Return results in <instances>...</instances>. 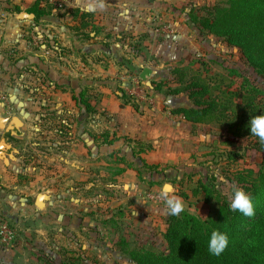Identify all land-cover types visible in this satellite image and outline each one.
<instances>
[{
	"label": "crops",
	"instance_id": "1",
	"mask_svg": "<svg viewBox=\"0 0 264 264\" xmlns=\"http://www.w3.org/2000/svg\"><path fill=\"white\" fill-rule=\"evenodd\" d=\"M24 1L0 0V92L7 96L0 101V199L39 184L36 191L48 197L44 206L50 190L69 191L73 201L78 182L96 181L89 179L96 165H110L106 169L112 173L99 172L114 179L134 177L139 159L156 166L162 159H186L189 145L198 147L200 140L188 127L200 123L172 112L192 106L186 93L156 89L155 100L162 104L137 109L116 91L121 82L127 88L133 76L141 79L145 68L151 70L150 78L171 79V69L179 64L173 63L184 51L199 49L188 26H178L177 36L165 35L150 21L154 13L148 14L143 0H103L104 9L95 12L82 10L94 0H69L61 10L47 8L38 20L34 13V19H19L35 3L23 10ZM34 30L42 35L39 44L29 40ZM82 93L95 112H84L86 106L77 102ZM179 95L185 97L181 104L176 103ZM96 114L107 116L101 132L94 127ZM62 125L70 127L69 134H61ZM132 179L118 184L115 192L134 184L137 192L149 186L144 179ZM167 219V213L157 218L162 233Z\"/></svg>",
	"mask_w": 264,
	"mask_h": 264
},
{
	"label": "rangeland",
	"instance_id": "2",
	"mask_svg": "<svg viewBox=\"0 0 264 264\" xmlns=\"http://www.w3.org/2000/svg\"><path fill=\"white\" fill-rule=\"evenodd\" d=\"M36 1L43 5L47 3L46 0H25L23 10ZM143 1V8L149 9L148 14L154 13L150 21L158 28H164L165 35L177 36L178 32L174 31L180 26L191 29L199 49H187L180 61L173 63H179L176 67L186 70L185 79L196 76L207 83L212 96L227 103L230 113L246 105V90L250 87L262 91L254 104L264 105V77L249 65L239 48L229 46L224 37L206 31L201 33L189 25L193 17H207L217 5L229 6V0ZM66 3L68 5L70 1L48 0L47 5L61 10ZM33 34L42 39L37 30ZM168 68L166 63L162 69ZM176 80L175 75L171 79L169 76L152 77L145 83V88L156 99L158 82L179 87ZM118 85L116 91L122 101L126 100L137 109H152L159 102L157 99L150 105L130 95L122 82ZM129 85L130 79L127 87ZM165 91L166 87H163L158 92ZM177 99L176 103L181 104L185 97L179 95ZM98 116H94V127L101 132L107 116ZM188 132L200 142L197 148L189 145L186 159L168 163L162 159L154 168L139 159L134 165V177L128 175L117 179L99 172L112 173L113 170L106 169L110 165L105 164L102 168L96 165V174L89 177L96 181L93 184H89V180L78 182L75 185L78 193L73 201L69 199V191L50 190L47 192L50 200L40 209L33 204L35 196L40 194L36 191L39 184L35 189H17L8 200L0 199V228L7 226L10 232L7 235L13 236L9 244L0 241V264H136L139 254L146 250L167 254L168 243L162 233V222L157 218L168 211L165 202L150 198L148 187L152 186V192L160 194L163 185L171 184V194L180 197L184 204L183 212L210 219L216 216L225 201L231 202L233 186L244 190L264 177V152L254 147L257 142L254 137H235L225 120L218 123L213 119L188 127ZM161 149L163 153L165 147ZM132 178L145 180L149 186L137 192L134 184L135 188L115 192L118 184ZM204 187L208 189V198ZM78 258L80 261L76 262Z\"/></svg>",
	"mask_w": 264,
	"mask_h": 264
},
{
	"label": "trees",
	"instance_id": "3",
	"mask_svg": "<svg viewBox=\"0 0 264 264\" xmlns=\"http://www.w3.org/2000/svg\"><path fill=\"white\" fill-rule=\"evenodd\" d=\"M46 1L48 3V0ZM47 3L46 7H41L40 1H36L30 8V12L36 15V20L49 12L47 8H55ZM15 11L21 12L19 7H16ZM193 18L190 26L198 28L201 33L206 31L224 37L227 44L238 47L249 65L264 77V0H229V6L217 5L207 17ZM29 40H32L31 37ZM171 73L176 76L175 82L179 87L165 86L166 83L158 82L155 89L166 87L165 93L168 95L187 93L192 101L190 107L173 109L174 114L182 115L193 123L212 119L219 123L225 120L232 135L254 137L257 140L254 147L264 152V143L251 135L247 127L250 116L264 114V105L254 104L258 94H262L260 89H247L246 105L241 110L230 113L227 103L212 96L209 85L199 77L190 76L185 79L186 70L180 66H175ZM76 100L86 106L84 112H95L84 99V93ZM59 130L62 135L71 131L66 125H62ZM150 167L154 168L155 165ZM207 191L204 187L208 198ZM244 191L256 200L254 217L249 218L239 212H233L229 207L230 202L227 201L220 206L216 216L210 219H201L187 212L178 216L170 215L164 232L168 253L143 251L139 254L136 264H264V177L244 187ZM225 228L230 233L229 247L221 256H212L208 251L211 232L215 229L224 231ZM79 261L80 258L76 259V262Z\"/></svg>",
	"mask_w": 264,
	"mask_h": 264
},
{
	"label": "clouds",
	"instance_id": "4",
	"mask_svg": "<svg viewBox=\"0 0 264 264\" xmlns=\"http://www.w3.org/2000/svg\"><path fill=\"white\" fill-rule=\"evenodd\" d=\"M97 9H104L103 0H94L88 3L82 10L86 12H95ZM247 127L250 134L258 137L261 143H264V114L252 115ZM173 188L170 184L163 185L161 189V198L164 200L168 214L178 216L184 211V204L180 197L171 195ZM233 212H239L245 217L252 218L256 215V200L243 189L233 186L232 199L229 205ZM230 244V233L225 228L224 231L215 229L211 232L208 241V251L212 256L219 257Z\"/></svg>",
	"mask_w": 264,
	"mask_h": 264
},
{
	"label": "built area",
	"instance_id": "5",
	"mask_svg": "<svg viewBox=\"0 0 264 264\" xmlns=\"http://www.w3.org/2000/svg\"><path fill=\"white\" fill-rule=\"evenodd\" d=\"M34 44H39L42 42V39L37 38L33 35ZM127 91L130 95L134 96V98H138L139 100H143L148 102L150 105L155 104V99L152 97V94L146 91L145 82H143L138 76H133L130 78V85L127 87ZM7 96L0 92V101H5ZM150 194V198L156 200L158 202H164L161 198V195L156 192L148 191ZM10 232L7 229V226H3L0 228V241L4 244H9L13 238V236H9Z\"/></svg>",
	"mask_w": 264,
	"mask_h": 264
},
{
	"label": "water",
	"instance_id": "6",
	"mask_svg": "<svg viewBox=\"0 0 264 264\" xmlns=\"http://www.w3.org/2000/svg\"><path fill=\"white\" fill-rule=\"evenodd\" d=\"M35 15L33 13H28V12H22L19 14V19H34ZM151 70L149 68H145L141 74V79L143 82H147L151 76ZM168 184V183H167ZM171 185V184H170ZM172 186V185H171ZM173 188V186H172ZM48 199L47 195L45 194H40L37 199H36V205L40 208L44 206V201Z\"/></svg>",
	"mask_w": 264,
	"mask_h": 264
}]
</instances>
